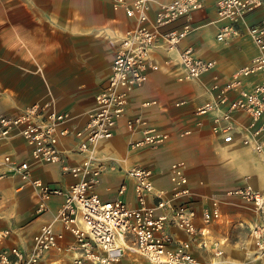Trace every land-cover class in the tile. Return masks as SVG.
I'll use <instances>...</instances> for the list:
<instances>
[{
    "label": "crops",
    "instance_id": "0c3cea01",
    "mask_svg": "<svg viewBox=\"0 0 264 264\" xmlns=\"http://www.w3.org/2000/svg\"><path fill=\"white\" fill-rule=\"evenodd\" d=\"M166 1L155 0L151 15L157 3ZM262 13L264 8L251 13L240 25L238 35L219 41L215 38L219 22L212 0H204V7L192 13L194 29L180 46L192 44L197 55L215 59V66L198 77L181 80L166 62L168 56L176 57V51L157 47L152 55L160 69L150 72L148 80L130 93L113 135L95 150L105 163L96 192L103 199L120 196L131 206L136 205V200L134 180L126 173L130 167L151 168L155 187L168 195L172 190L171 164L185 162L192 192L180 199L195 208L196 223L202 224L200 213L213 199L221 211V218L208 224V236L220 242L222 253L214 256L211 249L193 244L201 264H264V256L257 254L249 235L259 215L249 202L224 193L228 188L247 184L264 190V154L238 141L223 142L221 134L213 130L215 110L196 112L206 102L214 101L213 83L228 81L236 68L261 52L246 32V25L256 22ZM181 22L174 25L180 26ZM133 25V20L114 10L109 0H0V114L13 115L31 104H47L70 114L66 123L70 129L83 127L94 106L95 94L110 73L121 34ZM262 80L264 72H256L242 81V87L251 88ZM228 95L234 97L235 93ZM133 118L139 121L130 128L127 120ZM247 120L245 114L236 113L232 122L240 129ZM146 128H155L166 137L156 145L131 146L130 142L142 138ZM58 147L64 161L39 163L31 157L30 146L20 135L2 136L0 173L6 170V164L1 162L3 155L10 154L29 161L33 177L66 188L74 178L62 164L80 163L85 156L75 151L73 135L62 136ZM121 184L125 190L120 194ZM62 202V196H53L48 209L37 212L31 183L10 172L0 177V230H10L0 239V247L31 248L34 235L45 223L63 232L60 243L68 247L73 242L72 235L56 218ZM169 231L187 238L177 228L170 227ZM70 259L71 252L50 251L45 262L70 264Z\"/></svg>",
    "mask_w": 264,
    "mask_h": 264
},
{
    "label": "built area",
    "instance_id": "2783aa9c",
    "mask_svg": "<svg viewBox=\"0 0 264 264\" xmlns=\"http://www.w3.org/2000/svg\"><path fill=\"white\" fill-rule=\"evenodd\" d=\"M154 1L109 0L112 8L122 11L134 25L121 34L110 73L95 94L94 106L83 127L70 129L66 125L70 114L47 104H31L13 115L0 114V137L20 135L30 146L31 157L36 162L64 161L58 144L66 135L76 138L75 151L85 156L80 163L62 164L63 170L74 178L69 186L62 188L33 177L29 161L3 155L1 162L6 164V170L0 177L10 172L31 183L37 212L46 211L53 196L63 197L56 218L63 230L71 233L73 242L64 247L60 243L63 232H57L51 223H45L34 235L31 248L1 246L0 264H62L45 262V258L50 251L64 250L71 252L70 264H112L129 254H136L150 264H201L193 252V244L211 249L214 256L222 253L220 242L208 236V224L221 218L217 200L213 199L203 207L202 224L198 225L195 208L180 199L192 192L182 160L170 166L172 190L168 195L155 187L152 169L144 165H134L126 171L134 180L136 205H129L120 196L103 199L95 190L105 167L103 160L95 154L96 147L113 135L117 120L126 110L130 93L148 80L150 72L160 69L152 55L154 50L161 47L167 52L176 51V57L168 56L166 62L172 65L181 80L198 77L216 64L215 59L197 55L192 44L180 46L194 29L192 13L204 7V0L160 2L151 15ZM212 5L219 22L215 38L225 41L241 32L240 25L245 23L248 15L264 8V0H212ZM179 20H182L180 26L174 25ZM246 32L261 52L248 64L236 68L228 81L213 83L214 101L206 102L196 112L203 114L215 110L213 130L221 134L223 142L238 141L264 154V80L251 88L242 87L246 77L264 72V13L256 22L246 25ZM231 91H234V97H229ZM236 113L248 118L240 129L232 122ZM136 121L139 119H128L127 126L131 128ZM143 133L142 138L131 141L130 145H156L166 137L155 128H146ZM124 190L125 186L121 184L118 193ZM224 193L249 202L259 215V221L250 226L249 235L257 254L264 256V190L247 184L228 188ZM173 199L178 203L174 204ZM170 227L184 232L187 238L176 237L169 231ZM9 232L7 228L0 230V239Z\"/></svg>",
    "mask_w": 264,
    "mask_h": 264
},
{
    "label": "rangeland",
    "instance_id": "374dc122",
    "mask_svg": "<svg viewBox=\"0 0 264 264\" xmlns=\"http://www.w3.org/2000/svg\"><path fill=\"white\" fill-rule=\"evenodd\" d=\"M241 146L250 148L249 146H245V145H241ZM172 202L174 204H176V203H178V200L173 199ZM134 257H137V259H133ZM112 264H150V263H148L142 257L137 256L136 254H129V255H125V256L119 258L117 261H114Z\"/></svg>",
    "mask_w": 264,
    "mask_h": 264
}]
</instances>
